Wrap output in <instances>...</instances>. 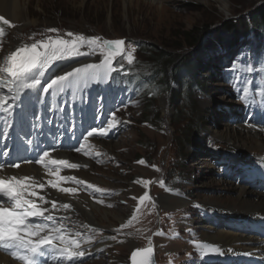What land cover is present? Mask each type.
Segmentation results:
<instances>
[{"label":"rangeland","instance_id":"1","mask_svg":"<svg viewBox=\"0 0 264 264\" xmlns=\"http://www.w3.org/2000/svg\"><path fill=\"white\" fill-rule=\"evenodd\" d=\"M209 2L134 0L132 4H125V0H24L23 5L27 10L23 7L19 10L21 15L18 21L5 18L0 13V17L10 23L6 30L0 27V60L9 55L13 44L29 46L57 35L67 39L68 32L95 36L101 40H124L122 52L113 61L115 70L125 67L139 70L150 65L157 52L173 54L175 59L174 62H165L171 87L159 90L154 95L153 92L131 91L137 82H142L140 75L125 79L123 86L127 84L130 89L120 88L123 91L120 94L115 93L117 89L110 88L108 79L102 82V86L95 81L80 84L81 88L94 89L96 95L102 92V88L107 92L108 89L113 91L111 95L91 99L95 112L100 117L104 116L101 127H108L109 121L113 127L106 137L93 139L94 147L101 152V149L104 150V157H91V165L85 164L94 168L92 173L102 175L104 182L110 186L106 187L108 192L115 191L102 202L95 199L96 196H90L93 202L124 214L123 220L119 221L114 220L109 215L111 213L104 214L103 208L96 210L104 224H112L114 233L106 237L107 243L101 245L104 247L100 251L93 252L80 264L102 261L107 264H130L133 249L149 244L155 247L156 264H180L182 258L188 257L184 247L197 239L193 256L189 259L193 262L199 256L198 247L202 245L197 238L200 229L188 234L184 233V228L187 225L195 227L197 216L213 210L205 204L209 201L219 202L212 207L230 209L220 205L233 199L223 187L227 183L238 184L235 179L225 178L220 172L216 174L220 166L212 160L216 157L212 158L211 155L213 150L219 153L224 151L225 141L220 140L217 134L233 126L230 119L231 114L234 117L236 111L240 110L237 104L244 106V102H250L258 108L264 107V41L259 51V44H255L256 38L250 27L254 17L262 15L264 0H227L224 3L227 8L218 0ZM231 25H235L237 32L245 30V37L233 49H226L228 46L224 43L221 45L225 48H222L217 40H224L232 33L228 32ZM53 28L57 32L49 31ZM190 32L199 33L197 43L191 41ZM213 44L215 52L207 50ZM88 51L87 46L81 49L84 53ZM228 55L229 59H225ZM81 56L93 57L82 64L100 63L104 58L99 51L94 55ZM193 59L199 61L195 71H192L195 83L183 84V81L176 79V71L182 70ZM233 59L246 63L245 72L237 71L232 64ZM245 63L242 62L240 67L244 68ZM72 79L75 81V77ZM116 84L117 80H114L112 85ZM171 90L179 91L177 101ZM50 91L55 92L56 89ZM145 114H150V118L147 119ZM120 125H123L122 131L110 137L114 128ZM239 154L256 156L260 153ZM210 173L221 184L216 181L208 184L207 176ZM72 182L76 184L75 180ZM165 192L180 195L189 203L173 208L161 206L157 200ZM82 193L80 191L79 194ZM141 197L145 198L142 200ZM183 213L187 215L186 218ZM217 228L224 229L223 226ZM81 230L94 231L97 242L105 239L98 228L85 224ZM193 232L196 233L195 238L191 239ZM111 256H114L113 261H107Z\"/></svg>","mask_w":264,"mask_h":264},{"label":"bare ground","instance_id":"2","mask_svg":"<svg viewBox=\"0 0 264 264\" xmlns=\"http://www.w3.org/2000/svg\"><path fill=\"white\" fill-rule=\"evenodd\" d=\"M24 1V0H23ZM23 1L21 0H0V13L9 19H12V21H18L21 15V11L19 10L25 6L23 5ZM134 0H125V4H132ZM177 1V0H172ZM180 1V0H179ZM185 1V0H184ZM199 3H210L209 0H197ZM222 6H224L227 0H218ZM25 4V3H24ZM131 5H129L130 7ZM224 8H227L224 6ZM25 10H27L25 8ZM28 14V13H27ZM19 16V18H18ZM27 16V15H26ZM29 21V19H28ZM35 22V21H34ZM27 45L25 44H13L11 46V49L9 51V55L0 60V69H2L8 60V57L15 52L17 49L25 47ZM233 47H231L232 49ZM210 50V47L208 48ZM211 51V50H210ZM215 52V51H214ZM214 54V53H213ZM93 57L89 58H83L82 56H79V58H68L66 61V64L69 65V67H82V63L86 61H90ZM55 73H52L51 76H57L54 75ZM61 74V72L58 73V75ZM7 77L6 73L0 72V78ZM41 84L37 86V89H32V92L30 93L31 96L35 99H40L43 95L42 88L46 87L48 83L51 82L50 78L41 77ZM55 87V86H54ZM59 90V89H58ZM26 92H22L20 95V101H23V103L20 104V107L24 104V100L26 98ZM0 96L5 97V99L0 102V163H4L5 167L3 169H0V179L8 180L11 178V176H17L20 177H31L32 179L40 182L45 183L46 187L43 190H39V194L43 195L46 200H55L58 205L68 203L71 204L72 207L68 210H53L52 214L54 216H63L68 217V219H65L63 221H57L56 226H59L61 223L64 225L65 228V234L67 235L69 240H76V238H79L80 236H86L88 238H92L94 236V231H81L80 228L82 225L98 228L102 231L104 240L98 241L96 244V247L99 248L101 245H105L107 243L106 237L112 236L114 233V229L112 224L106 225L103 223L102 218H100L96 214V210H101L100 205H97L95 202H93L92 198L90 196L95 195V199H98L99 201H106V196L111 195L115 193V191H112L111 193L106 190V187L109 186L104 182V179H102V175H98L97 173H92L91 171L94 170V168H82V169H71L66 167L60 168V173L63 176H69L73 175L75 177H80L81 181L83 182L81 187L82 190H84L86 193L79 195V188L74 187L77 189L76 193H61L58 189H52L49 185H47V180L53 179L54 177H51L47 173V169L43 167V165L37 164L36 160H33L32 158H27L26 160L22 161H15L20 164L18 168L12 167L11 164L14 162L13 159H11V153H9L8 157H4L2 155V152L5 151V149H8V146L11 141H13L19 134V136L25 135V132H28L29 130L25 129L24 132H21L16 129V126L12 124L10 128H8V135H4V120L2 116V112L5 111V109H10L9 105H11V109L18 110L16 107V103H20V101H17L16 103H13V93L9 91L7 88H4L0 86ZM244 116V112H236L234 115V119L236 121H241V117ZM255 121L259 120V118H254ZM55 125V124H54ZM53 124H43V130L47 128H52ZM259 129H262L261 126L257 124H251V125H243V124H235L231 127L225 128L224 131H219L217 136L220 140L225 141L224 145L225 152H234V153H242L245 152L249 154V152H258V153H264V131H258ZM39 131H36L35 129H32V134L27 135L25 137H22L25 142L27 140L31 139L34 140L33 142L36 143H42L41 135L42 133ZM50 133V132H49ZM46 134V133H45ZM53 137H57L55 134ZM51 138V137H50ZM97 141V140H95ZM101 141V140H99ZM47 144L50 145L49 157L46 158L47 160H64L61 157V153L65 152L67 149L65 147H60L63 142L54 139V140H47ZM229 142L233 143H241L242 145H250V147H244V146H236L233 144H230ZM55 145V147H52ZM222 148V146H221ZM253 148V149H252ZM255 150V151H251ZM47 150V149H45ZM243 150V151H241ZM10 152L9 150H6ZM223 151L220 152L222 155L218 152H214V154L219 156V159L225 162V165L222 167L220 166V169L217 170L221 173L223 176L224 173H222V170H227V165L231 166V161L238 163L243 169H247V163L243 159V157L234 156L228 157L227 154H225ZM68 154L72 157H80L83 156L84 153H76V152H68ZM38 158V157H37ZM236 159V160H235ZM205 159H201L203 162ZM197 164V163H196ZM199 164V163H198ZM55 167V166H53ZM93 167V166H92ZM211 168V166H209ZM193 169V168H192ZM96 172V171H95ZM213 173V172H212ZM210 173L208 178V184H212L216 182H219L216 180L215 175ZM220 175V176H221ZM262 175H264V169L262 172ZM212 178L210 181L209 179ZM249 182L243 181L239 186L234 185L232 183H227V186L223 187L227 191L231 193V196H233V199L227 200L224 205L229 207L227 208H221V207H212L211 205L219 204V202H215V200H212L213 202L205 203L206 205H209L207 207H210L214 210V214L211 217H204L203 215L195 216L196 220V226H190L187 225L184 228V233L190 231H196L200 229V233H198L197 238L200 239L201 244L211 246L213 248L219 249V252H209L208 249L202 250V245L198 247L199 256L195 258V260L189 261V259L193 256L194 251V244L196 243L197 239L195 241L188 242L187 247V258H182L180 264H209L215 262V264H226V263H233V264H264V193L260 192L258 189H251L248 184ZM218 184V183H216ZM219 184H221L219 182ZM224 184V183H223ZM62 187H72L70 184L67 183V181L62 182ZM110 187V186H109ZM168 187H164V189H167ZM107 193V194H106ZM165 195H161L157 202L164 207L167 208H173V207H181L183 205L188 204L189 202L183 198L180 195H173L171 193L165 192ZM230 196V195H229ZM9 201L7 198H4V204H8ZM39 203V201H38ZM105 204V202H104ZM104 206V205H103ZM112 206V205H111ZM44 207L51 209L50 204H45ZM237 208V209H233ZM241 208V209H239ZM105 211L104 214L111 215L114 220H123L124 214L118 212L117 210H108L106 208H103ZM245 209V210H244ZM101 213V212H100ZM185 216V214L183 213ZM183 216V217H184ZM187 215L184 217L186 218ZM107 218V217H106ZM32 222H43L38 220L37 218H31ZM49 226H53L51 222H48ZM82 224V225H80ZM223 226L224 229H218L217 227ZM75 232L79 233L80 235H75ZM194 232L192 233L193 236L191 239L195 238ZM183 237L185 235H182ZM195 242V243H194ZM210 242V243H209ZM59 243V242H57ZM174 244H177L174 242ZM187 245V244H186ZM73 252H83V257H73V260H76L75 264H79V260L83 259L86 256V252L82 247H76L71 246ZM184 248L181 249V252H183ZM197 249V250H198ZM14 250L11 249H4L0 247V264H25L24 261L17 258V256H13L12 252ZM180 252V254H181ZM179 253V250L177 251ZM179 254V255H180ZM56 255V259L59 257L58 254ZM116 256V255H115ZM113 257L111 256L107 259V261H113ZM118 258V257H117ZM44 261V264H54V260L52 259L51 255L45 258H42ZM62 264H64L65 260H69L67 258H62ZM116 260V259H115ZM49 261H52L49 262ZM118 261V260H116ZM96 264H107L106 261H102ZM214 264V263H213Z\"/></svg>","mask_w":264,"mask_h":264},{"label":"snow or ice","instance_id":"3","mask_svg":"<svg viewBox=\"0 0 264 264\" xmlns=\"http://www.w3.org/2000/svg\"><path fill=\"white\" fill-rule=\"evenodd\" d=\"M0 20L6 25L9 23L4 17H0ZM49 31L57 32V29L53 28ZM67 36L69 37L67 39L59 35L49 36L46 40H40L17 49L8 57L6 65L0 69V72L7 74V77L0 78V86L13 93V103L20 101V95L25 90L37 89V86L41 84L40 78L45 75V70L49 68L53 61L67 57L94 55L97 51L104 54V58L100 63H87L82 67L73 68L72 71L51 79V82L42 88L44 93H47L49 89L58 84L63 88L79 86L81 83L88 84L92 81L103 82L108 79L109 73L115 70L112 67L114 58L122 52V45L125 41L101 40L95 36L74 35L72 32H68ZM85 46L88 47L89 51L86 53L81 52V49ZM129 60H131V53H129ZM73 77H75V81H73ZM4 99L5 97L0 96V102ZM21 103L23 101L16 103V107L19 109L16 118L17 123L20 124V131L24 132L29 125L31 129L39 131L38 121L30 122L28 120L25 108L20 107ZM9 108H11V105H9ZM5 111L7 112L8 109H5ZM94 118L100 119V114L96 113ZM107 123L109 128L113 127L111 121ZM11 126V114H9L4 127L5 136L8 135V128ZM31 134V131L25 132V135ZM93 134L105 136L107 130L103 127L99 129L93 127L83 139L87 140ZM32 144L31 139L27 140L28 146ZM52 147H55V145ZM81 147L76 148V151L79 152ZM35 148L37 152L42 150L40 144H37ZM26 150L31 149L26 148ZM2 155L8 157L9 152L4 151ZM49 155L48 150H42V154H39L36 160L37 164L43 165L47 169L49 176L54 177L47 180V185L52 189H58L61 193H76V188L62 187V182L74 180L77 184L83 182L76 180L73 176L61 175L60 168L75 169L78 165L69 163L66 160H47L46 158ZM11 166L18 168L20 164L14 161ZM4 167V163H0V169ZM45 187V183H40L27 176L18 178L14 175L8 180L0 179V247L6 250H14L12 252L13 256H17L25 264H44L42 258L51 255L52 259H56L54 254L69 260L73 257H83V252L72 251L71 246L74 245L78 248L79 243L76 240L68 239L64 225L61 223L56 226L57 221H63L68 217L52 214L53 210H68L72 205L68 203L58 205L55 200H46L38 191V189L43 190ZM4 198L9 201L7 206L4 205ZM144 198L141 197L142 200ZM45 204H50L51 209L44 207ZM31 218H37L43 222H32ZM48 222H51L53 226L50 227ZM76 235L79 236L80 234L76 233ZM112 238L115 239V237ZM201 247L202 250L206 248L209 252H219V249L208 245H202ZM140 251L151 253L153 249L151 247L143 250L137 249L133 252V261L136 259L137 252ZM141 264H147L146 260L142 261Z\"/></svg>","mask_w":264,"mask_h":264},{"label":"trees","instance_id":"4","mask_svg":"<svg viewBox=\"0 0 264 264\" xmlns=\"http://www.w3.org/2000/svg\"><path fill=\"white\" fill-rule=\"evenodd\" d=\"M250 25L252 32L254 33V36L257 39V41L264 40V8L262 15L259 16L258 18L254 17ZM234 26L235 25L233 26L231 25L229 27L228 32L230 31L232 33L227 35L224 40L223 39L217 40V44L220 47L225 48L224 46L221 45L224 43L225 45L228 46V48L226 49H230L231 47L235 48L238 42L245 37V30L242 31L241 33L237 32ZM190 36L193 44L197 43L200 40L199 33L197 34L194 32H190ZM214 47H215L214 44L212 47H210L211 52H214L216 50ZM207 50L206 52H208ZM157 53L158 54L156 57L153 58V61L152 62L150 61V65L141 67L139 70L124 68L118 71H125V72L129 71L128 75L132 78H138V75H140L139 77H142L140 78L142 82H138V83L143 87H145V92L147 94L153 92L152 94L154 95L159 90L162 89L167 90L171 87V85L166 75V71H168V65L165 64V62L166 61H169V63L174 62L175 59L172 56L173 54H168V53L161 54L160 52ZM193 61L194 59L190 62V64L185 66L182 70L178 69L176 71V79L183 81V84L195 83V77L193 76L192 71H195L196 65L199 61L196 59L194 62ZM171 91L173 93L174 100L177 101L180 97L179 91H174V92L173 90ZM145 116L147 117V119L150 118V114H145Z\"/></svg>","mask_w":264,"mask_h":264},{"label":"water","instance_id":"5","mask_svg":"<svg viewBox=\"0 0 264 264\" xmlns=\"http://www.w3.org/2000/svg\"><path fill=\"white\" fill-rule=\"evenodd\" d=\"M151 247L153 249V251L151 253H146L143 251L137 252L136 254V259L135 261H133L132 256H133V252H135L137 249H147ZM147 262V264H156V250L153 244H149L145 247H140V248H134L131 254V260H130V264H141L142 261Z\"/></svg>","mask_w":264,"mask_h":264}]
</instances>
